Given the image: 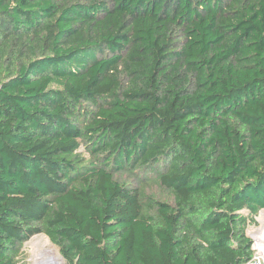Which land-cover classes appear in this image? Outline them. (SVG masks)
<instances>
[{"label": "trees", "instance_id": "1", "mask_svg": "<svg viewBox=\"0 0 264 264\" xmlns=\"http://www.w3.org/2000/svg\"><path fill=\"white\" fill-rule=\"evenodd\" d=\"M261 210L264 0H0V264H248Z\"/></svg>", "mask_w": 264, "mask_h": 264}, {"label": "rangeland", "instance_id": "2", "mask_svg": "<svg viewBox=\"0 0 264 264\" xmlns=\"http://www.w3.org/2000/svg\"><path fill=\"white\" fill-rule=\"evenodd\" d=\"M127 180L131 181L132 179L128 177ZM147 190H148V193L156 192V191H153L154 188L150 186L147 187ZM158 195L161 196V193L158 192ZM162 197L164 199L171 200V198H169L167 195L162 194ZM256 222H257L256 224H251L247 228V233L253 240V249H254V258L248 264H264V247H262L264 246V240H262V235L264 234V210L260 211L259 215L256 218ZM38 235L47 238L46 235L44 234H38ZM38 235H35L34 237ZM30 242L31 241L29 239L27 242H25L24 246H22L24 250V260L22 261V264H43L44 262H46L47 256L41 251L34 252L33 247L31 246L33 242L31 244ZM53 247L55 248L54 250H55L57 257L53 256L50 259L55 262L56 260H58V257L60 258L59 256L60 253L58 254L59 249L55 245H53ZM40 250H43V249H40Z\"/></svg>", "mask_w": 264, "mask_h": 264}, {"label": "bare ground", "instance_id": "3", "mask_svg": "<svg viewBox=\"0 0 264 264\" xmlns=\"http://www.w3.org/2000/svg\"><path fill=\"white\" fill-rule=\"evenodd\" d=\"M262 240H264V234L262 235ZM30 244L33 247L34 252L41 251L47 256V261L44 262L43 264H65L64 260L61 258V255L59 254L58 251L57 252H58L60 258L58 257V260H56L55 262L50 259L53 256L57 257V255H56L55 250H54L55 248L53 247L52 243L47 238L38 235V236L33 237L31 239ZM262 247H264V246H262ZM40 249H43V250H40Z\"/></svg>", "mask_w": 264, "mask_h": 264}, {"label": "water", "instance_id": "4", "mask_svg": "<svg viewBox=\"0 0 264 264\" xmlns=\"http://www.w3.org/2000/svg\"><path fill=\"white\" fill-rule=\"evenodd\" d=\"M33 237H34V236H33ZM33 237H32V238H33ZM32 238H31V239H32ZM31 239H30V241H31ZM61 258L64 260L65 264H68V263L66 262V260L64 259L63 256H61Z\"/></svg>", "mask_w": 264, "mask_h": 264}]
</instances>
